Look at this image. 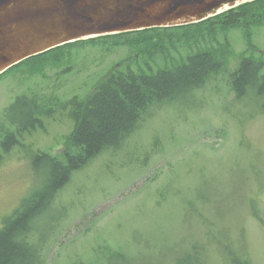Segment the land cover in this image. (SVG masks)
I'll return each instance as SVG.
<instances>
[{
  "label": "rangeland",
  "instance_id": "rangeland-1",
  "mask_svg": "<svg viewBox=\"0 0 264 264\" xmlns=\"http://www.w3.org/2000/svg\"><path fill=\"white\" fill-rule=\"evenodd\" d=\"M200 26L190 32L204 40L190 44L175 31L162 40L170 50L155 58L126 45L89 44L71 58L64 54L63 67L29 72L33 59L0 74V128L41 102L50 112L0 161L2 226L44 183L32 157L63 149L69 113L111 68L126 73L119 63L132 54L126 63L137 74L171 69L198 46H212L225 60L188 97L151 105L120 148L71 174L50 209L31 220L28 238L43 264H181L194 247L205 264H228L225 248L264 264V110L254 95L236 98L228 83L245 39L240 28ZM251 34L254 48L246 55L264 60V26ZM223 44L225 55L217 47ZM252 201L263 222L250 214Z\"/></svg>",
  "mask_w": 264,
  "mask_h": 264
},
{
  "label": "trees",
  "instance_id": "trees-1",
  "mask_svg": "<svg viewBox=\"0 0 264 264\" xmlns=\"http://www.w3.org/2000/svg\"><path fill=\"white\" fill-rule=\"evenodd\" d=\"M200 24L209 26L210 29L218 28L221 32L233 28L242 30L246 48L239 57L236 69L231 72L229 88L236 98L254 95L260 100L261 108L264 110V60L246 55L248 49L254 48L251 32L256 27L264 26V0L238 5L195 24L152 28L75 41L24 61L36 59L35 63L27 66L28 70L41 73L47 66L63 67L64 54L71 58L73 49L89 44L126 45L132 50L136 48L139 53L150 54L155 58L156 53L161 54L163 50H170L165 49L162 40L171 39L176 35L175 31H183L181 34L190 41V44H196L198 38L204 40L205 37H200V34L196 37L190 32L191 28H195L193 26L201 27ZM162 35L165 38L161 37ZM217 47L223 55L226 54L225 44ZM195 48L193 53L171 69L157 68L149 74H137L131 70L126 63L128 58H133L130 54L123 62H118L121 67L127 65L126 73L123 69L111 68L95 83L93 90L86 94L84 102H78L72 108L69 115L73 125L63 138V149L54 154L40 152L32 157L30 165L34 169L41 167L44 170L43 185L37 188L28 200L21 203L19 210L11 214L12 220L8 225L6 221L0 226V264H43L38 247L28 238L34 230L31 220L50 209L56 193L70 181L71 174L81 170L104 150L120 148L151 105L188 97L193 91L201 88L211 75L224 68V58L215 57L217 49L212 46ZM41 104L36 110L29 107L26 117L3 123L0 128V161L12 147L21 145L20 140L24 134L41 127L43 119L50 117L46 103L41 102ZM25 114L23 113L22 116ZM254 203L251 202L250 214L263 222L259 208ZM193 249L192 253L187 252L179 258L181 264L183 262L205 264L199 256L197 247ZM225 252L228 264H251L230 248H225Z\"/></svg>",
  "mask_w": 264,
  "mask_h": 264
},
{
  "label": "water",
  "instance_id": "water-1",
  "mask_svg": "<svg viewBox=\"0 0 264 264\" xmlns=\"http://www.w3.org/2000/svg\"><path fill=\"white\" fill-rule=\"evenodd\" d=\"M254 0H0V74L57 46L194 24Z\"/></svg>",
  "mask_w": 264,
  "mask_h": 264
}]
</instances>
